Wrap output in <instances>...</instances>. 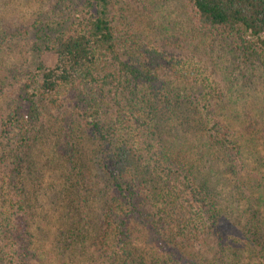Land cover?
I'll return each instance as SVG.
<instances>
[{"label":"trees","instance_id":"1","mask_svg":"<svg viewBox=\"0 0 264 264\" xmlns=\"http://www.w3.org/2000/svg\"><path fill=\"white\" fill-rule=\"evenodd\" d=\"M59 2L61 13L35 29L37 49L51 53L54 66L14 67L8 82L15 94L0 113V264L36 259L27 156L32 142L50 130L44 105L53 110L65 99L70 112L58 128L57 151L70 173L83 175L71 166L79 163L73 138L82 123L104 149L101 171L109 184L107 199L100 197L95 206H101L100 226L71 223L61 256L72 264H264V97L259 106L248 105L250 111L242 107L217 117L207 79L197 82L195 72L184 70L178 59L174 63L178 55L165 47L135 40L128 0ZM187 2L204 37L198 43L221 51L231 45L244 70L258 74L264 94V0ZM169 74L197 87L189 93L170 87ZM186 102L195 110L179 117ZM104 110L108 121L102 123ZM187 126L200 141L194 145L199 159L218 154L232 170L244 169L226 191L236 200L243 188L255 190L256 198L250 202L247 195L241 212L238 205L225 207L228 194L218 193L202 175L213 163L200 171L189 161L192 152L182 137ZM93 191L100 196L97 187ZM230 211L238 216L229 219ZM84 235H90L87 241L93 236V251L81 248ZM189 241L199 248L194 257L186 253ZM209 243L214 248L203 251ZM211 254L212 260L205 258Z\"/></svg>","mask_w":264,"mask_h":264},{"label":"rangeland","instance_id":"2","mask_svg":"<svg viewBox=\"0 0 264 264\" xmlns=\"http://www.w3.org/2000/svg\"><path fill=\"white\" fill-rule=\"evenodd\" d=\"M128 1L127 15L131 23L129 27L134 32L135 40L154 45V47H165L169 50L167 52L178 55V58L175 56L174 63L178 59L179 65L184 70L195 72L194 78L197 82L207 79L205 83L211 84L213 88L211 91L208 90L213 97V100L209 101L217 117L233 116L242 107L250 111L248 105L259 106L264 94H261L260 86L262 85L257 79L258 74L248 72V69L247 72L244 70V66L234 56L231 45L223 46L221 51L217 47L214 50L209 49L207 47L209 45L204 46L203 41L198 43L200 38L204 39V37L199 34L194 24L187 0ZM62 9L59 0H0V113L7 111L15 94L14 88L8 82L14 67L22 71H32L38 64L46 68L54 66L55 57L46 50L37 49L35 29L39 26L40 20L47 21L52 15L61 13ZM166 58L169 59V56ZM165 78L170 82V87L184 89L185 93H189L190 87H197L195 84L187 85L181 76L179 78L169 74ZM254 88V91L257 90L255 96L251 92ZM245 93L246 95H243ZM60 102V106H56L53 110L50 106L44 105L45 111L49 112L50 130L32 142L33 149L27 156L29 165L26 166L28 171L26 184L29 185L31 204L35 207L33 213L35 217L31 222L35 243L33 248L36 254L33 264H72L67 255L61 256L65 245L63 242L66 241V231L70 230L71 223L72 225L79 223L82 226L87 224L89 228L100 226L101 206L98 209H95V206L100 197L103 201L108 197L106 185L109 183L101 171L100 162L104 149L100 148L98 139L92 137L88 130H84L82 123L77 129L76 137L73 138L77 149H73L75 151L73 155L80 157L79 163L71 166L75 171L83 172V175L75 176L74 172L70 173L65 162L66 158L62 152H58L62 151L58 128L70 112L71 105V101L67 99ZM179 107V117L185 116L188 109L195 110L194 106L187 102L180 104ZM105 111L101 114L102 123L108 121V114H104ZM193 116L194 113L188 117L193 118ZM179 117L177 121H180ZM238 123H240L239 119ZM183 128L185 133L183 135L181 132L180 135L185 137L186 145L192 152V155L188 154L189 161L194 162L200 171L213 163L211 170L204 169L205 174L202 175L210 177L218 193L228 194L227 197L223 196V203L226 200L227 206L221 203L222 206H232L235 209L238 205L237 209L241 212L247 207V195L251 197L250 202L256 198L255 190L243 188V195L236 197V200L229 194L230 192L226 191L236 185L237 174L241 176L244 169L233 168L232 170L218 154L199 159L196 154L194 155V145L197 142L195 132L193 133L189 126ZM170 138L173 140L172 136ZM0 141L2 142V139ZM201 159L204 164L199 163ZM99 185H105V189L100 188ZM93 187L98 188L100 196L96 195ZM66 188H69L72 193L68 194ZM91 189L90 194L95 195L93 197L89 195ZM87 209L89 212H86ZM226 213L229 219L238 216L231 211ZM88 236L90 237V235H84V247L81 248L85 251L88 248L93 251L95 247L91 242L93 236L87 241ZM208 242L211 241L208 240ZM189 244L191 247L186 250V253L194 257L195 252H199L198 245L194 241H189ZM208 247L214 248L212 243H209L203 247V251H206ZM211 256L212 254L206 255L205 258L210 260Z\"/></svg>","mask_w":264,"mask_h":264}]
</instances>
